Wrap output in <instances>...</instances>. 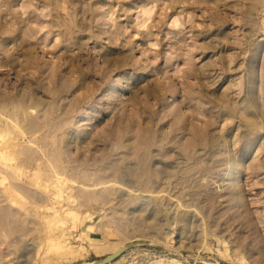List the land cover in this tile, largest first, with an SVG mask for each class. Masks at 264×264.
<instances>
[{
    "label": "rangeland",
    "instance_id": "rangeland-1",
    "mask_svg": "<svg viewBox=\"0 0 264 264\" xmlns=\"http://www.w3.org/2000/svg\"><path fill=\"white\" fill-rule=\"evenodd\" d=\"M264 264V0H0V264Z\"/></svg>",
    "mask_w": 264,
    "mask_h": 264
},
{
    "label": "water",
    "instance_id": "water-1",
    "mask_svg": "<svg viewBox=\"0 0 264 264\" xmlns=\"http://www.w3.org/2000/svg\"><path fill=\"white\" fill-rule=\"evenodd\" d=\"M139 245H148V246H153L156 248H164L165 247L163 245L151 242L149 240H133V241H130V242L126 243L125 245H123L117 251L110 253V254H107L105 256L99 257V258H95V259L89 261L87 264H107L108 262L115 259L118 255H120L121 253H123L127 249H129L131 247L139 246Z\"/></svg>",
    "mask_w": 264,
    "mask_h": 264
},
{
    "label": "bare ground",
    "instance_id": "bare-ground-1",
    "mask_svg": "<svg viewBox=\"0 0 264 264\" xmlns=\"http://www.w3.org/2000/svg\"><path fill=\"white\" fill-rule=\"evenodd\" d=\"M125 244H126V243H125ZM125 244H123V245H125ZM123 245H120V246L118 245V246L113 247V248H112V251H111L110 253H113V252L117 251V250H118L119 248H121ZM110 253H109V254H110ZM121 254H122V253H121ZM121 254H120V255H121ZM118 256H119V255H118ZM110 262H111V261H110ZM108 263H109V262H108ZM82 264H87V263H82Z\"/></svg>",
    "mask_w": 264,
    "mask_h": 264
}]
</instances>
